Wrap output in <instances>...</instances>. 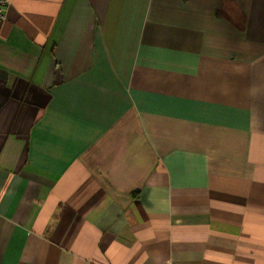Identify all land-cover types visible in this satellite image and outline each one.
<instances>
[{
    "label": "crops",
    "instance_id": "obj_1",
    "mask_svg": "<svg viewBox=\"0 0 264 264\" xmlns=\"http://www.w3.org/2000/svg\"><path fill=\"white\" fill-rule=\"evenodd\" d=\"M0 264H264V0H9Z\"/></svg>",
    "mask_w": 264,
    "mask_h": 264
},
{
    "label": "built area",
    "instance_id": "obj_2",
    "mask_svg": "<svg viewBox=\"0 0 264 264\" xmlns=\"http://www.w3.org/2000/svg\"><path fill=\"white\" fill-rule=\"evenodd\" d=\"M9 0H0V22L5 18V11Z\"/></svg>",
    "mask_w": 264,
    "mask_h": 264
}]
</instances>
